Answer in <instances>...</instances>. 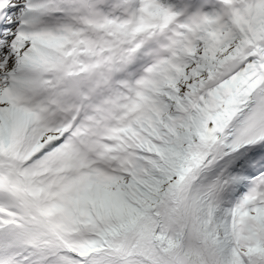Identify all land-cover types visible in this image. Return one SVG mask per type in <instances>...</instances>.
Returning <instances> with one entry per match:
<instances>
[{
  "label": "snow or ice",
  "instance_id": "obj_1",
  "mask_svg": "<svg viewBox=\"0 0 264 264\" xmlns=\"http://www.w3.org/2000/svg\"><path fill=\"white\" fill-rule=\"evenodd\" d=\"M0 264H264V0H0Z\"/></svg>",
  "mask_w": 264,
  "mask_h": 264
}]
</instances>
